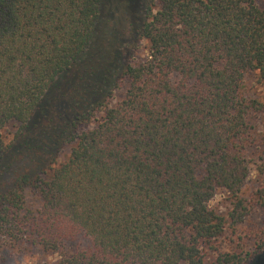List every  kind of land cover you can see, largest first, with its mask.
Returning a JSON list of instances; mask_svg holds the SVG:
<instances>
[{
  "label": "trees",
  "instance_id": "16d2710c",
  "mask_svg": "<svg viewBox=\"0 0 264 264\" xmlns=\"http://www.w3.org/2000/svg\"><path fill=\"white\" fill-rule=\"evenodd\" d=\"M262 80L264 0H0V233L63 264H264L263 230L238 242Z\"/></svg>",
  "mask_w": 264,
  "mask_h": 264
},
{
  "label": "rangeland",
  "instance_id": "374dc122",
  "mask_svg": "<svg viewBox=\"0 0 264 264\" xmlns=\"http://www.w3.org/2000/svg\"><path fill=\"white\" fill-rule=\"evenodd\" d=\"M148 54V43L146 40L142 41L141 48L136 53V61L139 62L143 60ZM122 91L117 92V96L120 97ZM253 93L260 100L264 101V80L253 85ZM257 129L264 136V116H260L257 119ZM15 123H9L2 130L4 142L8 143L12 140L14 133L17 129ZM67 148H65L63 154L61 153L58 160H62L67 153ZM7 182V178L1 179L0 184ZM264 185V165L261 170L254 165L253 162L250 163V169L247 178L242 186L241 194L242 196L248 197L251 192ZM2 186V185H0ZM1 188V187H0ZM229 194L223 190H218L214 197L210 200L209 204L218 208L220 211H225L229 207ZM239 233L243 236V241H238L240 246L242 245L244 249L253 250L255 244L260 243L261 239L254 235L257 230L264 231V212L254 211L247 219V223L244 226L238 228ZM264 233V232H263ZM88 244L87 237L80 235L76 239L68 242L67 250H76L77 248L84 247ZM223 246H227L224 244ZM62 256L58 253L52 252L50 250H44L41 246L26 245L24 243H16L13 240H9L6 235L0 233V264H63Z\"/></svg>",
  "mask_w": 264,
  "mask_h": 264
}]
</instances>
